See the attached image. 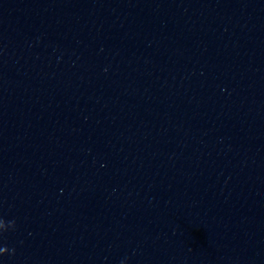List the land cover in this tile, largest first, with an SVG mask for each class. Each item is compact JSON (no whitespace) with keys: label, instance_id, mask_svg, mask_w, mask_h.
Returning a JSON list of instances; mask_svg holds the SVG:
<instances>
[{"label":"clouds","instance_id":"clouds-1","mask_svg":"<svg viewBox=\"0 0 264 264\" xmlns=\"http://www.w3.org/2000/svg\"><path fill=\"white\" fill-rule=\"evenodd\" d=\"M14 251V250H13Z\"/></svg>","mask_w":264,"mask_h":264}]
</instances>
